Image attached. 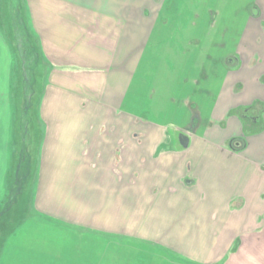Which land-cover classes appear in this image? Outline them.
Listing matches in <instances>:
<instances>
[{"label": "crops", "instance_id": "crops-1", "mask_svg": "<svg viewBox=\"0 0 264 264\" xmlns=\"http://www.w3.org/2000/svg\"><path fill=\"white\" fill-rule=\"evenodd\" d=\"M204 1L0 0V264H264V0L222 61Z\"/></svg>", "mask_w": 264, "mask_h": 264}, {"label": "rangeland", "instance_id": "rangeland-1", "mask_svg": "<svg viewBox=\"0 0 264 264\" xmlns=\"http://www.w3.org/2000/svg\"><path fill=\"white\" fill-rule=\"evenodd\" d=\"M216 1V0H215ZM219 8H231L233 10V14L225 17H202L201 21H199L197 24L196 31L198 35L201 37L202 43L208 41L206 38V34L208 32V29L210 28L211 21L215 19L214 21V31L219 33L218 38L216 39L217 42H219V53L216 54V58L220 59V61L223 60L224 54L222 52L224 51V48L226 49H235L236 44L240 38V35L243 31V29L247 26L248 21L251 19L252 23L255 19H259V17H262L261 14V7L256 5V0H217ZM205 5L207 3H213V0H205ZM262 29L264 28L263 21L260 22ZM213 24V23H212ZM228 35V37H227ZM215 39H213L214 41ZM168 118L170 120H174V117H171V112H167ZM169 120V119H165ZM132 247V246H131ZM129 248L126 247V251H128ZM145 250V249H144ZM119 252V251H118ZM140 259H146V256H140L138 257Z\"/></svg>", "mask_w": 264, "mask_h": 264}]
</instances>
